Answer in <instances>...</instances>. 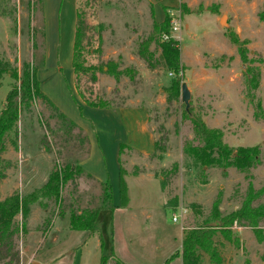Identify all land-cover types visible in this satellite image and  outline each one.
Here are the masks:
<instances>
[{
	"label": "rangeland",
	"instance_id": "374dc122",
	"mask_svg": "<svg viewBox=\"0 0 264 264\" xmlns=\"http://www.w3.org/2000/svg\"><path fill=\"white\" fill-rule=\"evenodd\" d=\"M155 1L80 0L79 4L85 36H91L87 64L97 66L96 81H91L90 74H83L81 88L109 105L141 108L147 116L146 134L137 136L139 131L132 129L141 150L124 146L120 154L127 200L123 208L113 210L114 254L110 248L100 246L97 235L84 230H72L70 235L62 218L69 213L66 206L76 199L75 205L94 206L99 197L93 182L88 181L90 185L84 190L68 181L61 193L65 203L54 205L44 200L49 208L47 215L41 214L43 205L38 203L40 215L35 222L42 223L40 230L45 235L42 240L37 234L25 244L32 247L26 255L22 246L28 231L34 229L31 215L35 202L30 205L23 228L21 215L16 216L20 227L16 238L18 264H26L30 256L32 264H100L102 255L105 264H182L178 256L167 259L180 249L188 228L213 224L216 215L229 214L245 201L252 206L264 204V0L162 1L155 17H167L168 29L164 32L170 34V14L180 24L171 37L181 47L182 67L178 73L165 67L161 57L159 43L164 32H153L157 24ZM0 7L5 10L4 15L0 14V58L9 60L18 71L17 80L7 73L0 76V112L10 87L19 86L23 63H29L35 71L40 90L52 103L61 104L56 93L65 86L94 128L106 155L112 200L119 204L116 142L112 140L124 139V134L114 122H100L103 113L90 111L91 106L76 94L75 75L71 85L78 0H0ZM230 36L237 37L248 49L247 63L241 61ZM131 55L138 61L130 59ZM249 68L258 79L254 90H249L244 76ZM182 83L190 92L188 110L199 115L207 126L219 129L230 148L257 147L256 165L243 169L230 166L226 170L193 165L183 151V142L192 139L193 133L184 115ZM70 127L44 100L33 98L19 112L17 146L8 144L6 150H18V146L26 149L50 174L59 165L82 158L89 149L88 139L83 142L78 130ZM152 142L153 150L144 152L151 149ZM4 152L0 155V182L9 176L12 184V179L17 180V171L13 170L12 159L2 158ZM174 215L177 220H173ZM257 233L249 229L241 233L244 254L238 252L234 264H264L263 230ZM105 234L108 237L107 231ZM213 241L219 254L228 243L233 246V240H226L219 232ZM201 264L216 263L203 253ZM220 264H225L223 259Z\"/></svg>",
	"mask_w": 264,
	"mask_h": 264
},
{
	"label": "trees",
	"instance_id": "16d2710c",
	"mask_svg": "<svg viewBox=\"0 0 264 264\" xmlns=\"http://www.w3.org/2000/svg\"><path fill=\"white\" fill-rule=\"evenodd\" d=\"M80 0H78V7L76 10V30L73 43L72 53V69L75 75L78 96L91 107H106L109 104L101 98H92L91 94L87 95L85 90L80 86V79L83 74H90L91 81H96L97 66L87 64V56L91 53L89 47L91 43V36H85L86 25L84 18H82L80 11ZM0 14L4 15V8L0 7ZM164 20V21H163ZM154 25V33H162L167 31L168 22L167 17ZM100 28V27H99ZM153 33V34H154ZM90 37V38H89ZM231 43L237 46V53L243 63H247L248 49L242 46L243 42L237 37L230 36ZM164 65L175 73L181 70L180 52L181 47L177 40L169 39L168 41H161L159 43ZM3 73L9 74L13 79L17 80L18 71L9 60L0 58V76ZM249 75V76H248ZM244 76L248 80L249 90L256 89L258 86V79L253 74L252 69L246 70ZM40 98L44 100L45 104L54 112L56 117L61 122L70 124L71 129L78 130L82 135L83 142L87 141V137L77 128L76 124L69 120L58 108L42 93L39 88V82L35 77V71L32 70L29 63H23L21 69V79L19 86L14 84L8 90L3 109L0 112V155L3 153L8 144L17 146V123L19 120V112L23 104H28V101L33 98ZM77 101V100H76ZM78 102V101H77ZM79 103V102H78ZM259 113H261V104H257ZM185 117L191 123L193 133L192 139H187L183 142L184 154L192 161L195 166L204 167H220L226 170L230 166L237 169L253 167L258 163V148L257 147H238L236 149L230 148L224 141L222 132L217 128L209 127L205 124L202 118L189 110L184 112ZM257 117L258 114L255 113ZM14 134L15 137H12ZM88 150H86V154ZM85 154V155H86ZM85 176L92 180L93 177L86 173L79 160L64 163L59 165L57 169L52 171L47 181L38 189L26 194L20 195L14 192L11 195L0 200V263L3 264H18L19 251L16 246V238L20 234V227L15 222L18 214L22 218V228L25 219L30 211V205L36 201H40L43 207H47V202H52L54 205H61L65 203L62 196V191L68 181L74 184V181ZM93 183L98 187L100 194L99 203L94 206L87 205L81 207L75 205V201L66 206L69 212V228L71 230H84L90 233L95 231V223L99 213L102 210H111L115 208L124 207L127 197L124 181L119 172V187L121 201L119 204H114L112 200V193L108 181ZM100 188V189H99ZM214 223H204L202 225L190 227L185 231L179 252L173 253L167 260L180 254L182 264H201L202 255L207 254L210 260L216 264H220L222 257L214 246L213 238L217 232L221 233L228 241H232L231 227L234 223L241 226H249L257 233L260 226L264 225V204L259 206H252L250 202L245 201L241 207L230 212L229 214L214 217ZM22 229V233H23ZM25 232V231H24ZM45 232V231H44ZM258 234V233H257ZM261 239V238H260ZM103 245V239L100 235V246ZM100 264H105L102 261ZM117 264H119L117 262Z\"/></svg>",
	"mask_w": 264,
	"mask_h": 264
},
{
	"label": "crops",
	"instance_id": "0c3cea01",
	"mask_svg": "<svg viewBox=\"0 0 264 264\" xmlns=\"http://www.w3.org/2000/svg\"><path fill=\"white\" fill-rule=\"evenodd\" d=\"M162 1L164 0H156L154 2L153 11H154V20L156 23H159L162 21L161 19L158 20L155 17V9L159 5L162 8V4H163ZM161 57H162V54H161ZM130 59H132L133 61H138L133 55H131ZM104 69L106 70V68ZM73 75L74 74L72 73L71 85H74ZM64 87L65 86H62V88L59 89V85H58L59 91L58 93H56L57 98L60 100L61 104L63 105H61L60 103L54 100L52 101L53 103L55 102L57 103V104L55 103L56 106L59 107L66 114V116H68V118L71 119L76 124L77 128L80 129L86 135L88 139V142H89L88 153L82 158H78V160L83 170L86 173L90 174L93 177V179L89 180L85 176H81L78 178L77 182L76 181L74 182L78 185V187L82 186V188L86 190V187L90 185L88 181L105 182V181H108V179H110V174H109L108 166H107V159H106V155L104 151L100 147L99 139L96 138L94 135V128L90 120L86 117H83V115L80 113V109L78 108L74 99L72 98V95L69 92L65 91L66 88L64 89ZM41 90L43 92L42 88ZM89 109L90 111L98 110L100 111V113H103V115L100 116V122H108L111 124H113L112 122H114L115 125H118L120 127V129L122 130V133L124 134V139L114 138L112 140V142L114 140L116 142L114 144V146L116 147V151H114V160L117 165L116 167L118 169V176H119V172L121 169L120 168V154H121L122 148L124 146L125 147L130 146V147L141 150V145L139 141H137L136 138H138L137 136H139L140 134H143L145 131H148V129L146 128L147 116H146L145 110L138 108V107H121L120 105H109V106L101 107V108L89 107ZM132 129H136L137 131H139L137 132L136 134L137 136L135 138L132 136L133 135ZM153 146L154 145L152 142L150 144L151 149L149 151H144V152H150L151 150H153L152 149ZM2 158L13 160V162L15 163L13 170H15V172L17 171V180L12 179V184H13L12 185L10 183L11 180L9 176L8 177L6 176L4 179H2V181L0 182V200L11 195L12 193H14L15 190L20 191L21 194H24L26 192L27 193L32 192L35 189L41 187L47 181V178H48L47 175L49 174L48 172L50 170H48L46 173L45 168L40 167V164H38L37 161L36 162L34 161L35 155L30 154L29 152L26 151V149L24 150L23 148L19 146H18V150L8 149V151L6 150V153L4 152ZM15 182L18 183L17 186H14ZM98 194H100V191L98 190V187H97L96 195ZM38 203L41 204L40 201L39 202L37 201L33 204L32 215H31L32 221L34 219L33 222H35L36 219H39L40 214L37 213V209H36V207L39 206ZM113 212L114 211H111V210H102L97 217V220L95 223V231L92 233L87 231L88 233H90V235L99 236V242H100V235H101L103 239L104 247L106 246L110 248L109 251H111V254L112 253L114 254V245H115L114 238L111 237L112 229H113V223H112ZM41 214H44V215L49 214V208L42 206ZM62 218L63 220L66 219L65 224L67 228L69 229L68 231L70 232V235H71L72 230L69 228V213L65 212ZM99 221H100V224H98ZM41 225L42 223L35 222V224L33 225L34 229H32L31 231H28V234H29L28 238L22 246L24 249L25 255L27 254L26 252H29L32 249V247L29 248V246L27 247L25 246V244L27 245V243H29L33 238H35V236L37 237V234L42 235L41 239L43 240L44 238L43 236L45 235V232L43 233L40 230ZM55 229H56L55 231L58 232L59 229L57 227ZM248 229L252 230L254 234V230L249 226H241V225H238L237 223H234L233 226L231 227L232 238H234L232 241L233 246L230 247V244L228 243V245H225L223 247L224 250H222L223 252H221L220 254L225 264H234V257L238 254V252L242 251L244 254L243 250L245 246L242 244L240 240V236H242L241 233L244 234L245 230H248ZM259 229L263 230V235H264V225L260 226ZM73 231H77V230H73ZM106 231L108 233V237L105 234ZM113 233H114V230H113ZM263 239L264 238H262V240ZM235 244L237 246H235ZM180 248H181V245H180ZM179 251L180 249L177 250L176 252H179ZM261 255H260V259H261ZM102 256H105V255H102ZM177 256L180 257L181 262H182V258L180 254ZM32 261L33 260L30 256L26 264H32ZM34 264H38V263H34ZM249 264H252V263L250 262Z\"/></svg>",
	"mask_w": 264,
	"mask_h": 264
},
{
	"label": "built area",
	"instance_id": "2783aa9c",
	"mask_svg": "<svg viewBox=\"0 0 264 264\" xmlns=\"http://www.w3.org/2000/svg\"><path fill=\"white\" fill-rule=\"evenodd\" d=\"M170 18H169V32L170 34H167V33H162V39L163 41H168L169 39H173L171 38L172 37V33H176L177 31H179V28H180V24H179V21L177 18H175L173 15H169ZM170 75H172V73H169ZM173 220H177V217L176 215H174L173 217Z\"/></svg>",
	"mask_w": 264,
	"mask_h": 264
},
{
	"label": "water",
	"instance_id": "95a60500",
	"mask_svg": "<svg viewBox=\"0 0 264 264\" xmlns=\"http://www.w3.org/2000/svg\"><path fill=\"white\" fill-rule=\"evenodd\" d=\"M189 99H190V92L186 83L181 84V100L185 104V110L188 112L189 110Z\"/></svg>",
	"mask_w": 264,
	"mask_h": 264
}]
</instances>
